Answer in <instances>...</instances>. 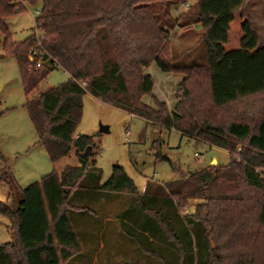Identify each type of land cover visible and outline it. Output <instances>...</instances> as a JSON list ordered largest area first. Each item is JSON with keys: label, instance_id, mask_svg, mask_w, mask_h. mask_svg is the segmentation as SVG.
I'll list each match as a JSON object with an SVG mask.
<instances>
[{"label": "trees", "instance_id": "trees-1", "mask_svg": "<svg viewBox=\"0 0 264 264\" xmlns=\"http://www.w3.org/2000/svg\"><path fill=\"white\" fill-rule=\"evenodd\" d=\"M38 1L42 8L35 21L45 37L40 48L45 52L43 65L36 68L30 60L38 48L34 30L27 39L15 41L5 22L26 10L14 0H0L2 48L16 59L28 114L50 160L57 164L75 150L79 164H68L61 172L54 169L26 188L18 185L9 166L1 164V179L8 183L15 205L0 201V214L9 219L14 235L0 246V264H68L80 253L83 242L70 214L77 190L134 194L142 200L121 165H115L102 184L96 135L75 136L86 93L159 126L227 149L232 158L226 166L210 165L196 170L188 182L170 185L172 202L185 206L196 193L204 199L196 205L195 214L188 215L195 230V240L188 245L178 238L166 214L162 219L161 210L140 202L150 212L147 229L143 227L148 242L138 239L143 250L166 264H264V171H255L264 167V48L246 11L248 0H197L198 12L188 23H180L175 13L187 0L28 3ZM191 22L203 32L207 63L174 66L170 32L174 26L185 28ZM153 62L164 71L185 74L171 111L166 101L155 99L156 107L143 101L144 94H151L155 87L147 71ZM58 67L69 73V79L42 90V83ZM84 78L90 79L86 89L76 82ZM153 144L158 149L159 142ZM239 148L241 162L235 158ZM219 179L227 184L215 190L212 186ZM190 182L194 189L187 193L185 183ZM156 201L153 194V206ZM150 238L167 241L174 249L173 258L150 249Z\"/></svg>", "mask_w": 264, "mask_h": 264}, {"label": "rangeland", "instance_id": "rangeland-1", "mask_svg": "<svg viewBox=\"0 0 264 264\" xmlns=\"http://www.w3.org/2000/svg\"><path fill=\"white\" fill-rule=\"evenodd\" d=\"M14 1L23 5L26 10L7 17L5 22L15 41H23L32 34L36 26L35 11L41 10L42 5L41 1L35 4H29L28 0ZM251 1L253 2L248 0L249 5ZM186 3L190 5L185 7L184 3H181L175 11L180 23L193 21L198 12L197 0H187ZM193 23L185 28L174 26L170 32V58L174 66L207 63L203 32ZM182 36L184 42L180 39ZM3 41L4 37L0 34V56L4 55L0 58V166L3 163L9 166L18 185L26 188L36 181H41L54 169L61 172L68 164L76 165L78 159L73 150L67 157L54 164L46 148L39 143L38 132L26 108L27 100L20 69L15 57L4 52ZM147 71L152 75L155 87L151 94H144V103L156 107L155 99H158L166 101L168 107L171 103L175 107L176 90L183 81L177 80L176 77L177 73L181 72L164 71L155 62ZM68 79L69 73L58 67L51 71L41 88L47 90L49 87L63 84ZM83 99V118L78 131L96 135V143L100 147L97 162L103 172L101 183L110 178L115 165H121L127 175L133 178L142 200L134 194L107 193L89 188L77 190L72 198L74 208L70 214L83 246L82 251L74 255L68 264H166L158 255L146 252L140 247L138 239L148 242L144 237V225L150 214L146 213L141 203L146 208L161 210L162 219L166 214L178 238L188 245L192 238L195 240V230L188 223V215L195 214L196 205L204 199L196 193L190 195L186 205L182 206L177 204L176 200L171 201L170 198L174 196L171 195L169 187L178 181L188 182L196 170L204 167L226 166L232 159L229 151L179 130L159 126L101 98H95L90 93H86ZM129 126L130 143L126 135ZM102 127H106L108 131H102ZM78 135L79 133H76L75 136ZM154 141L159 142L158 149L154 148ZM158 152L161 154L159 158ZM214 161L219 165L212 164ZM3 172L0 168V201H9L15 205L13 198L8 195V183L1 179ZM215 183L212 186L215 190L217 186L225 187L227 184L223 179ZM185 184L187 193L192 192L193 183ZM152 193L157 196V201L153 203L155 206L151 203ZM174 204H177V209ZM156 217L159 218L158 215ZM8 224L9 219L0 214V246L12 240ZM149 227L152 228L151 225ZM100 236L104 241L105 237L110 240L96 255L101 244ZM150 240L153 242L151 247L148 245L150 249L153 247L156 252L168 253L167 256L171 257L174 249L167 241L155 238Z\"/></svg>", "mask_w": 264, "mask_h": 264}, {"label": "crops", "instance_id": "crops-1", "mask_svg": "<svg viewBox=\"0 0 264 264\" xmlns=\"http://www.w3.org/2000/svg\"><path fill=\"white\" fill-rule=\"evenodd\" d=\"M249 2H248V4H246V11H247L248 15H250L252 17L254 28L257 31L258 35H259V38H260L259 46H260V48H264V14H263L264 13V0H253V2L251 1L250 5H249ZM193 24L195 26L199 27V25H197L195 23H193ZM183 38H184L183 36L180 37V39H183ZM182 42H184V39L182 40ZM69 77H70V75H69ZM184 77H185V74L181 72V73H177L176 79L177 80L178 79H182L183 80ZM173 108H174L173 103H171V105L169 106V110L171 111ZM78 133L82 134V133H84V131L82 130V131H80ZM213 146H216V145H213ZM78 164L79 163H77L76 165H78ZM212 164L219 165L215 161ZM220 166H222V165H220ZM207 167H209V166H207ZM107 219H109V218H107ZM7 228H10V222H9ZM10 231H11L12 240H13L14 239V235L12 233L11 228H10ZM101 236H100L101 244L98 247V250L96 251V255H97V253L99 251H101V250H103L105 248L106 242H109V240H110L108 237H105L106 241H104L103 237H101Z\"/></svg>", "mask_w": 264, "mask_h": 264}, {"label": "built area", "instance_id": "built-area-1", "mask_svg": "<svg viewBox=\"0 0 264 264\" xmlns=\"http://www.w3.org/2000/svg\"><path fill=\"white\" fill-rule=\"evenodd\" d=\"M190 4L189 3H184V6L185 7H188ZM35 14H36V17L38 15L41 14V10H36L35 11ZM35 17V19H36ZM34 34L35 36L37 37L38 39V48H36V50H34L32 52V55L30 56V60L31 62L33 63V65L36 67V68H39L43 65V61H42V57L44 56L45 52H43L40 48H41V45H42V41L45 39V37L42 35V33L40 32V30L38 29L37 27V24L34 28ZM32 67V66H31ZM89 81L90 79L89 78H84V79H81V80H77L76 82L80 84V86H82L83 88H87L88 85H89ZM127 141L130 143V135H131V131H130V126L128 128V131H127ZM240 151H241V148H239L238 152L236 153L235 155V158L238 162H241L243 160L242 156L240 155ZM197 157H200V155H196ZM255 171L258 173V172H262L264 171V167H257L255 168Z\"/></svg>", "mask_w": 264, "mask_h": 264}, {"label": "water", "instance_id": "water-1", "mask_svg": "<svg viewBox=\"0 0 264 264\" xmlns=\"http://www.w3.org/2000/svg\"><path fill=\"white\" fill-rule=\"evenodd\" d=\"M101 130H102V131H105V132L108 131L106 127H102Z\"/></svg>", "mask_w": 264, "mask_h": 264}]
</instances>
